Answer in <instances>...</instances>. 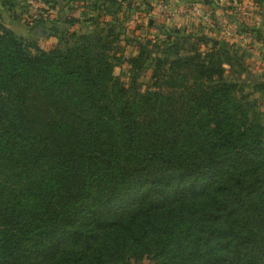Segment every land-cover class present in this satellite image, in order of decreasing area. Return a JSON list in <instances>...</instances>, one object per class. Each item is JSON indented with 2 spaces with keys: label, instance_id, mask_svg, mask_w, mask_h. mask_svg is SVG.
Masks as SVG:
<instances>
[{
  "label": "trees",
  "instance_id": "1",
  "mask_svg": "<svg viewBox=\"0 0 264 264\" xmlns=\"http://www.w3.org/2000/svg\"><path fill=\"white\" fill-rule=\"evenodd\" d=\"M63 49L0 32V264H264V121L204 62L156 73L177 94L128 92Z\"/></svg>",
  "mask_w": 264,
  "mask_h": 264
},
{
  "label": "rangeland",
  "instance_id": "2",
  "mask_svg": "<svg viewBox=\"0 0 264 264\" xmlns=\"http://www.w3.org/2000/svg\"><path fill=\"white\" fill-rule=\"evenodd\" d=\"M6 2L0 7V32L12 30L30 56L38 49L60 52L67 43L78 47L88 59L106 57L116 64L112 68L120 82L116 89L123 86L128 92L155 90L166 95L179 93V88L169 87L156 76L163 71L171 73L169 58L181 57L186 62L181 70L192 74L193 67L188 64L204 62L215 71L212 78L218 84L230 87L237 116L248 109L253 121H264V0ZM54 25L63 26V32L51 28ZM38 27L46 29V35H39ZM148 36L160 40L170 36L179 50L170 55L171 43L169 49L155 38L146 44L144 37ZM149 263L147 258L131 262Z\"/></svg>",
  "mask_w": 264,
  "mask_h": 264
},
{
  "label": "crops",
  "instance_id": "3",
  "mask_svg": "<svg viewBox=\"0 0 264 264\" xmlns=\"http://www.w3.org/2000/svg\"><path fill=\"white\" fill-rule=\"evenodd\" d=\"M195 3H196V2H195ZM195 3H194V4H195ZM197 4H198V3H197Z\"/></svg>",
  "mask_w": 264,
  "mask_h": 264
},
{
  "label": "built area",
  "instance_id": "4",
  "mask_svg": "<svg viewBox=\"0 0 264 264\" xmlns=\"http://www.w3.org/2000/svg\"><path fill=\"white\" fill-rule=\"evenodd\" d=\"M187 10V9H186Z\"/></svg>",
  "mask_w": 264,
  "mask_h": 264
}]
</instances>
